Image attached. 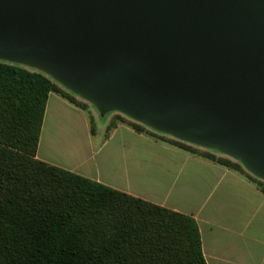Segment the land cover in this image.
<instances>
[{
  "label": "water",
  "instance_id": "1",
  "mask_svg": "<svg viewBox=\"0 0 264 264\" xmlns=\"http://www.w3.org/2000/svg\"><path fill=\"white\" fill-rule=\"evenodd\" d=\"M0 60L264 181V0H0Z\"/></svg>",
  "mask_w": 264,
  "mask_h": 264
},
{
  "label": "trees",
  "instance_id": "2",
  "mask_svg": "<svg viewBox=\"0 0 264 264\" xmlns=\"http://www.w3.org/2000/svg\"><path fill=\"white\" fill-rule=\"evenodd\" d=\"M94 118L86 102L50 76L0 60V264H206L193 218L36 158L48 95ZM124 123L234 170L264 192L240 162L147 126ZM155 133V132H154Z\"/></svg>",
  "mask_w": 264,
  "mask_h": 264
},
{
  "label": "crops",
  "instance_id": "3",
  "mask_svg": "<svg viewBox=\"0 0 264 264\" xmlns=\"http://www.w3.org/2000/svg\"><path fill=\"white\" fill-rule=\"evenodd\" d=\"M109 122L92 133L88 113L51 92L36 158L190 216L206 264H264V192L252 181L127 124L107 132Z\"/></svg>",
  "mask_w": 264,
  "mask_h": 264
},
{
  "label": "rangeland",
  "instance_id": "4",
  "mask_svg": "<svg viewBox=\"0 0 264 264\" xmlns=\"http://www.w3.org/2000/svg\"><path fill=\"white\" fill-rule=\"evenodd\" d=\"M79 97V96H78ZM80 98V97H79ZM81 100H83L84 102H86V104L88 105V108H89V113L91 114V112H93L96 116L94 117V126H96V127H99V126H101V124L107 119V118H109L110 120H112L113 118H115V116H122V117H124L126 120H132L131 118H129V117H127V116H125V115H123V114H121V113H119V112H117V111H111V112H109V113H107V114H105L104 116H100L99 114H98V112H97V110L95 109V107L92 105V104H90L89 102H87V101H85L84 99H82V98H80ZM145 130H148V131H150V132H153V134H158V135H163V136H167V137H171V138H174V137H172L171 135H168V134H164V133H161V132H158V131H155V130H153V129H151V128H149V127H146L145 128ZM155 132V133H154ZM189 144H191V143H189ZM192 145H194V144H192ZM194 146H197V145H194ZM197 147H199L200 149H203V150H209L210 152H212V153H214V154H217V155H219V156H226V155H224V154H222V153H220V152H218L217 150H215V149H207V148H203V147H200V146H197Z\"/></svg>",
  "mask_w": 264,
  "mask_h": 264
}]
</instances>
